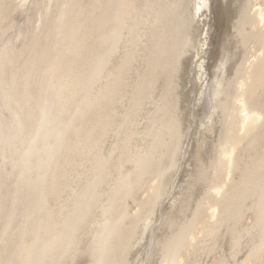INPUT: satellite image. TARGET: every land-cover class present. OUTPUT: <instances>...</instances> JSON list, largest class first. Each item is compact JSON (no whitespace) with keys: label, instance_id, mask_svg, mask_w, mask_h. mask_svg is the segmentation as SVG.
Masks as SVG:
<instances>
[{"label":"bare ground","instance_id":"obj_1","mask_svg":"<svg viewBox=\"0 0 264 264\" xmlns=\"http://www.w3.org/2000/svg\"><path fill=\"white\" fill-rule=\"evenodd\" d=\"M258 7L264 0H0V239L7 229L12 258L223 264L243 236V264L260 243L264 197L259 59L238 89L246 57L264 50ZM78 91L101 102L53 103ZM241 95L250 134L229 180L221 148L239 140ZM174 120L178 151L161 146ZM141 153L149 162L138 166Z\"/></svg>","mask_w":264,"mask_h":264},{"label":"snow or ice","instance_id":"obj_2","mask_svg":"<svg viewBox=\"0 0 264 264\" xmlns=\"http://www.w3.org/2000/svg\"><path fill=\"white\" fill-rule=\"evenodd\" d=\"M21 7H23L24 5L21 4ZM67 7V6H66ZM124 7H130V6H124ZM208 5L206 3H200L198 5H196V16L200 15V11L202 8H207ZM253 12H259L260 13V27L262 30H264V8H255L253 9ZM115 35V33H114ZM205 37L207 36V33L205 32ZM206 40L204 41V43L201 45V47H206ZM257 59H259L260 63H261V77L262 79H264V50H261L259 52V55H256V50L255 48L252 49V54L250 57H246V68H247V72H248V80H240L238 81V89L240 93H244L245 89H246V83L250 82L251 80V75L253 72V66L255 64V62L257 61ZM197 60H199V55H197ZM227 63V61H222L221 62V66L223 67L225 64ZM220 71V69H218V72ZM103 72V61L101 62V64L98 66L97 68V74H102ZM81 88H86L87 85H83V86H79ZM222 89H223V82L218 80L217 81V96L219 97L220 95H222ZM101 102L100 98H94L91 95H84L83 99L81 98V92H74L71 95H68L66 98L64 96H57L55 97L53 103L54 104H58L59 106H61V108H67L69 106L72 105H76L77 106V110H87L90 111L92 110L94 107H96L99 103ZM237 104H239L242 108H243V112L242 115L245 117L244 123L243 125L240 126V131H239V140L233 142L230 151H226L225 147L221 148V162L223 161H227V167H228V178L229 180H231V169H232V165L235 162V157H236V152H237V148L240 146V144L243 141V137L246 134H250V126H249V121H250V117H249V113L247 110V105L244 103V99L243 96L241 95V97L236 101ZM14 119L18 120L19 117L18 116H14ZM260 119L264 120V117H261ZM70 131H75L74 129H70ZM171 132V136H172V140L171 141H162L161 142V146L166 148V149H173L176 148V150L178 151V147L175 144V141H177L179 139V127L178 124L175 122V120L173 121V125L170 129ZM91 133H88L86 136V139H91ZM149 162L148 160V154L145 153H141L137 163L138 166L139 165H144L147 164ZM159 180L157 179L154 183H158ZM261 186H262V190H264V162H262V178H261ZM213 191L216 192L217 195H219L223 189L222 188H214ZM139 212V209L137 210ZM214 212H216L217 210L214 209ZM213 219H215V216H213ZM152 224V220H151V215L148 216L147 219H145L143 221V232L147 233L149 230V226ZM258 227H259V234H260V243L257 246H252L250 248H248L246 250V258L243 261V264H264V197H262V201H261V211H260V215L258 218ZM201 235H203V233H201ZM195 239L196 237L193 235L191 237V240L193 243H195ZM0 244H3L5 246L6 252L9 254L8 259L6 260H2L0 261V264H51L50 261H48L47 259L44 258V255L42 254H38L37 252L33 251V256L35 258H23V253H20L21 258L20 259H15L12 258L15 255H17L16 250L14 249L11 240L9 238V234L7 229L5 230L4 236L2 239H0ZM35 247V246H34ZM245 245H244V237L241 236L239 238H234L233 240V248H232V257L230 260H226L223 262V264H233V261L235 262V264H240V262L238 260H236V257L240 254L241 250H244ZM107 252V245H105L104 249H103V253L106 254ZM93 259H92V264H108L107 261H105L102 257L98 258L95 254V252H93ZM69 264H73V262H69ZM165 264H169L168 261H165ZM170 264H184L183 260H173L170 262Z\"/></svg>","mask_w":264,"mask_h":264}]
</instances>
